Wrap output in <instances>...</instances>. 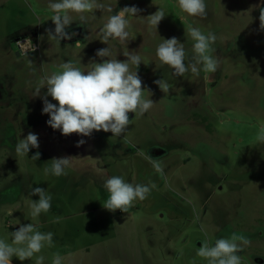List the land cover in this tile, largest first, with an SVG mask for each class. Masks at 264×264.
<instances>
[{"label": "rangeland", "instance_id": "1", "mask_svg": "<svg viewBox=\"0 0 264 264\" xmlns=\"http://www.w3.org/2000/svg\"><path fill=\"white\" fill-rule=\"evenodd\" d=\"M100 2L110 4L112 14L126 5L139 9L128 17L124 44L99 40L109 15L103 9L72 21L65 32L75 35L57 43L46 31L54 28L47 0H0V236L17 229L18 220L32 222L28 203L38 197L30 191L39 186L52 195L49 211L39 217V230L53 233L54 246L43 250L45 264L52 252L71 253V264H206L195 255L200 241L211 245L232 232L249 240L237 253L241 264H264V144L255 139L264 123V29L258 19L264 0H206V16L186 20L176 0ZM157 9L165 16L155 28L146 20ZM188 23L216 34L211 54L217 70L172 77L159 66L155 47L160 37H176L190 49ZM24 38L35 46L26 56L17 46ZM104 47L120 61L127 59L122 50L140 55L137 74L154 104L143 116L128 113L130 124L118 137L95 130L88 137L61 135L46 125L35 86L67 60H80L85 69L100 62L95 52ZM161 78L166 92L153 83ZM29 132L37 135L38 148L16 154L15 144ZM35 152L39 158L30 159ZM64 156L71 159L66 175L44 174L50 159ZM108 175L155 187L127 211H108L102 206ZM11 264L31 261L13 257Z\"/></svg>", "mask_w": 264, "mask_h": 264}, {"label": "clouds", "instance_id": "2", "mask_svg": "<svg viewBox=\"0 0 264 264\" xmlns=\"http://www.w3.org/2000/svg\"><path fill=\"white\" fill-rule=\"evenodd\" d=\"M181 14L180 19L188 17L206 16V0H176ZM47 8L51 13L50 20L54 25L47 31L48 38L57 43L61 39H70L74 32L66 33L65 29L72 21L84 22L86 13H93L94 9H103L109 13L106 22L99 28V40L107 44L111 39L124 44L129 38L130 16H137L139 9L136 6H124L112 14L110 4L101 3L100 0H47ZM75 14L77 20H73ZM165 16L164 11L157 9L147 16V24L157 28L158 23ZM259 27L264 29V7H259ZM187 36L191 40L190 49H185L184 43L176 37L167 39L160 37L155 47V57L159 66H167L172 77H180L185 73L199 76L203 73H213L217 70L218 61L211 54L213 45L217 40L214 32L201 31L193 24H187ZM19 54L26 56L35 51L30 38L17 41ZM79 47V43L76 45ZM127 59L120 61L109 47L97 49L95 56L102 58L100 62L91 61L90 66L82 68L80 60H67L59 65L57 71L42 77L34 89V97L40 96L42 100L41 114H47L46 125L53 130H59L61 135L76 133L88 137L93 130L110 132L118 137L126 131L130 124L128 113L134 116H143L154 102L145 98L146 88H142L141 79L137 74L139 64L142 62L139 54L129 50H122ZM106 58V59H103ZM160 91L168 90V83L163 78L153 81ZM46 89L41 95V89ZM149 92V91H148ZM150 93V92H149ZM151 94V93H150ZM46 97H51L50 102ZM256 143L264 144V123L260 124L256 134ZM84 140L77 141V146ZM38 148V138L35 133L29 132L14 146L18 155H26L29 150ZM39 152H35L30 159L37 160ZM153 170L162 174L161 165L156 159L146 157ZM71 167L70 156L53 157L50 164L43 168L45 175L60 177L66 175V169ZM155 185L151 183L127 182L123 176H105L102 188L107 192L103 207L108 211H127L134 201H143L150 194ZM37 196L36 200H29L28 217L32 222L20 223L19 227L0 236V264H11L15 257L31 264H45L46 256L43 250L54 246L53 233L40 231L39 217L46 214L51 207L52 195L45 188L32 187L30 196ZM7 215L11 216L12 212ZM214 243L209 245L206 240L196 249V257L206 264H241V257L237 253L249 243L248 238L240 233L232 232L227 237H214ZM71 253L60 254L52 252L48 257V264H71Z\"/></svg>", "mask_w": 264, "mask_h": 264}, {"label": "built area", "instance_id": "3", "mask_svg": "<svg viewBox=\"0 0 264 264\" xmlns=\"http://www.w3.org/2000/svg\"><path fill=\"white\" fill-rule=\"evenodd\" d=\"M34 45V44H33Z\"/></svg>", "mask_w": 264, "mask_h": 264}]
</instances>
